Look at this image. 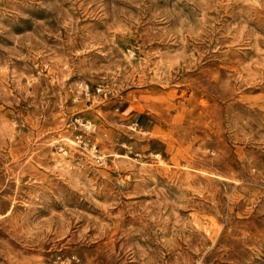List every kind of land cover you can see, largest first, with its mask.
<instances>
[{"label":"rangeland","instance_id":"1","mask_svg":"<svg viewBox=\"0 0 264 264\" xmlns=\"http://www.w3.org/2000/svg\"><path fill=\"white\" fill-rule=\"evenodd\" d=\"M0 264H264V0H0Z\"/></svg>","mask_w":264,"mask_h":264},{"label":"bare ground","instance_id":"2","mask_svg":"<svg viewBox=\"0 0 264 264\" xmlns=\"http://www.w3.org/2000/svg\"><path fill=\"white\" fill-rule=\"evenodd\" d=\"M66 154V153H65Z\"/></svg>","mask_w":264,"mask_h":264}]
</instances>
